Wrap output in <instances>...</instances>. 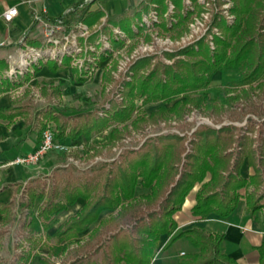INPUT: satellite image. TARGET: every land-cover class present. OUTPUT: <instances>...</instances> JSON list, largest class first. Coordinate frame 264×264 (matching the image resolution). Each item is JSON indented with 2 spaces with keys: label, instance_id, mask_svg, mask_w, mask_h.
<instances>
[{
  "label": "trees",
  "instance_id": "16d2710c",
  "mask_svg": "<svg viewBox=\"0 0 264 264\" xmlns=\"http://www.w3.org/2000/svg\"><path fill=\"white\" fill-rule=\"evenodd\" d=\"M170 1L174 8L182 9L184 6L181 0ZM220 1L215 0L214 3L220 5ZM231 1L233 5L229 10L235 15L231 24L225 18L221 20V13H215L212 26H219V33L213 32L211 26L197 42L176 53H167V57L182 55L184 58H177L171 64L158 61L147 72L141 69L148 65L151 56L132 63L129 68L133 79L124 83L126 103L111 116H96L93 110L70 116L55 113L50 108L43 111V118L55 123L56 138L67 135L74 140L80 135L101 134L109 127V142L114 145L116 140L124 137L127 128L112 126L111 122L118 124L131 119L133 112L137 113V108H140L136 105L137 99L143 106L161 103L149 113L141 111L131 120L133 127L139 130L148 121L157 123L171 117L183 119L194 110L215 123V119L224 112L247 114L259 109V100L264 95V0ZM150 2L157 4L160 14L167 9L166 0H147ZM81 11V14L86 12L83 8ZM191 12L188 9L184 13L177 12L173 15L177 17L173 25H160L166 31L184 29ZM134 13L140 20V11ZM104 14L98 10L80 17L78 21L91 26ZM126 18L125 14L111 15L107 23L128 31L131 36L137 35L143 28L138 26L135 31L130 30ZM70 23L65 21L67 26ZM207 35H211L209 41L213 42V48ZM112 42L116 44L115 40ZM47 62L51 69L58 70L56 60ZM62 63L68 64L69 57ZM6 67L5 62L0 61V70ZM73 70L78 72L77 68ZM223 70H237L238 76L226 82L214 98H208L205 90L212 75ZM87 72L81 70L79 74ZM78 79L83 78L79 76ZM8 81V78L0 79V92L10 89ZM42 92L47 94V88L42 87ZM51 93L59 94V89L53 88ZM179 96L181 98L169 104ZM22 109L23 104L13 100L10 106L0 108V118L11 121L22 113ZM251 121L248 116L249 126L227 123L216 127L201 123L189 136L185 133L149 136L139 148L126 150L113 161L91 168L88 173L80 176L67 174L62 183L61 178L53 179L46 191L43 182L33 180L23 190L27 216L23 222L25 233L20 239L29 243V248L25 250L22 242L18 243L16 247L21 251L12 264H28L33 249L39 246L37 231L28 229V218L34 213L36 198L43 196H46V201L38 208L37 215L44 231L58 221L56 215L67 205L73 204L77 198L83 200L74 215L59 224L51 235H46L47 239L58 244L69 241L63 252L73 255V258L67 264H150L161 236L171 235L176 230L175 215L196 185L195 203L191 208L193 216L205 218L215 213L227 217L242 196V190L249 186L253 189L245 192V204L249 214L255 215L263 207L264 199V120L258 123L257 130ZM102 147L91 146L95 154L90 156L100 154ZM245 161L251 170L248 178L240 174ZM139 186L148 192L137 195ZM0 212L4 224L14 220L10 203L0 206ZM103 212L108 214L100 217ZM93 223L96 224L89 229ZM5 231L0 230V236ZM85 231H88L87 239L80 243V235ZM179 237L187 238L194 248L179 257V264H237L223 253L221 235L210 234L195 226L180 231L174 238ZM70 243L76 246L70 248ZM95 253L100 254L98 260L93 256ZM41 264L55 262L43 257ZM259 264H264L263 250L259 252Z\"/></svg>",
  "mask_w": 264,
  "mask_h": 264
},
{
  "label": "rangeland",
  "instance_id": "374dc122",
  "mask_svg": "<svg viewBox=\"0 0 264 264\" xmlns=\"http://www.w3.org/2000/svg\"><path fill=\"white\" fill-rule=\"evenodd\" d=\"M146 2V8L143 3ZM215 0H196L195 3L191 0H181L182 9L174 8L170 0H166L167 9L164 13H159L157 4L155 2L147 3V0H107V3L102 0H94L83 7H79L75 14H69L70 24H65L59 31L54 33L53 39L56 41L48 40L44 34H39L36 38L31 39L25 37L24 41L17 43L21 49L14 52L13 55L0 58L7 65L6 69L0 70V79L8 78L10 89L16 88L21 83L26 82L27 69L31 64L35 63L33 53L29 51V47L36 50L47 51L51 54L49 60H56L63 62L65 58L69 57V66L77 68L79 73L81 70H88L87 76L84 81L79 82L76 79L69 81L67 71H63L57 75L55 80L49 81L48 78L43 77L35 81L34 89L30 90L27 94L20 97L19 103L24 104L27 108V117L25 122L36 131V129H43L46 126L55 127V124L50 119L43 118L40 124V113L45 109H53L56 113H62L64 116H70L81 111L93 110L96 116L107 114L111 116L120 106L126 103L125 82L133 79L130 73V66L135 61L147 56H151L148 65L141 71H149L156 62L163 64H171L177 58H184L182 55H175L167 57V53H176L183 47L197 42L200 38L204 37L207 30L212 26V18L216 13H221L222 18H225L228 24L234 20V13L230 12L233 5L231 0H221L220 5L214 3ZM85 9L86 12L81 14V10ZM186 9L191 10V14L186 19L184 29L181 27L180 33L178 30L166 31L161 26L162 23L169 27L175 23L177 17H173L177 12L184 13ZM98 10L104 11V15L91 25L85 22L78 21V19L86 14L96 13ZM140 11L141 18L137 20L134 12ZM125 14L129 22L128 28L135 31L138 26L143 28L137 35H129L128 31L121 30L118 26H112L107 23V18L111 15ZM93 16V15H92ZM175 18V19H174ZM161 23V25H160ZM213 27V26H212ZM213 32L219 33L221 31L219 26L212 28ZM211 35H207V39ZM115 40L116 44L112 41ZM32 41V42H31ZM210 46L213 48V42L209 41ZM108 52H105V51ZM55 57H52L54 56ZM6 56V55H5ZM105 57V58H104ZM6 58V59H4ZM104 58V59H103ZM41 61V60H40ZM38 61V63L40 62ZM10 69L12 71H10ZM85 75V74H84ZM238 76L237 70H223L215 72L209 86L205 92L208 98H214L217 91L224 86L228 81L236 79ZM55 84L57 85L62 95H46L38 97L35 92H39V85L42 84ZM24 88V87H23ZM27 90V88H25ZM31 93V94H29ZM29 94V95H28ZM36 94V95H35ZM39 94V93H38ZM176 97L169 104L171 105ZM160 102L150 103L148 105H141V100H136V105L140 108L138 112H133L131 119L124 123H112V126L121 128L126 126L127 133L120 140L114 142V146L108 143L105 132L101 134H94L89 139L83 140L79 144H73L75 147L70 152L63 151H49L47 155H55L57 161L54 166L47 171L40 173V181L44 183L45 190L52 183L53 179L61 178L60 183L66 179V175L80 176L83 173H88L91 168L100 166L103 162H111L118 158L119 154L130 149H137L149 136H157L160 134L176 133L183 135L184 133L189 136L195 126L204 123L210 126H220L221 124L233 123L238 126H249L247 117L252 119V124L257 130L258 123L264 120V95L259 100V109L251 110L247 114H230L224 112L222 115L215 119V123L203 115L202 112L194 110L183 119L168 118L160 120L157 123L146 122L144 127L136 129L133 127L131 120L141 111L149 113L155 109ZM167 104V105H169ZM261 127V126H260ZM264 128V126H262ZM129 132V133H128ZM105 143L109 146L103 148V152L90 156L94 150L91 146L98 148L99 143ZM39 143V142H38ZM186 143V141H185ZM70 145V144H68ZM103 145V144H102ZM72 146V145H71ZM45 154V155H46ZM44 155V156H45ZM43 156V157H44ZM42 157V158H43ZM41 158V159H42ZM13 160V159H12ZM10 164L11 161H10ZM39 164V163H38ZM36 165V164H33ZM22 186L20 187L19 194L15 200V219L7 226L6 233L0 238V264H12L19 253L20 248H16L22 235L25 233L24 227L21 224L25 218L26 210L24 208L26 199L22 194ZM146 191L144 188L137 190ZM46 200L45 197L36 200V207L42 205ZM264 199L262 200V202ZM107 213H102L106 216ZM69 208L61 212L57 218L62 222L69 217ZM30 223L35 227L40 235H44L40 221L34 214L30 219ZM96 223L90 225L91 229ZM3 227L0 226V229ZM50 230L49 232H52ZM88 236V231L81 233L80 243L85 241ZM25 250L28 249V244L22 242ZM42 248L36 249L34 257L28 264H41L39 259L41 257L49 256L56 262V264H67L72 260L73 255L69 256L64 253L59 245L54 243V240L44 241ZM69 245V243H62V245ZM72 244L71 247H75ZM70 247V248H71ZM95 259H99L100 254L93 255Z\"/></svg>",
  "mask_w": 264,
  "mask_h": 264
},
{
  "label": "crops",
  "instance_id": "0c3cea01",
  "mask_svg": "<svg viewBox=\"0 0 264 264\" xmlns=\"http://www.w3.org/2000/svg\"><path fill=\"white\" fill-rule=\"evenodd\" d=\"M102 1H105V3H107V0ZM12 5H17L18 7L17 16L10 22H5L0 19V42H4V45L0 46V58L13 55L14 52L19 51L21 49V46L17 45V43H21V41H24L25 43V37L28 36L31 39H34L39 34H43V23L41 21H35L33 19V12L35 10L38 11L42 7H45L47 10V16L45 17V19L52 20L53 18L61 15L65 10L69 8H72V14L79 9V7L77 6V1L75 0H0V12L6 7ZM67 16L68 18L66 20H69V14ZM56 65L58 66V70L51 69L48 65L47 60L40 61L37 64H30V67L27 69L28 79L25 78L26 82L21 83V85H18L16 88L0 92V108L10 106L13 100L19 102L20 97L23 96V94H27L29 90L30 92H32L34 89V85H36L35 81L39 78L43 79L44 77L45 79L46 77L49 79V81H52L55 80L57 78V75L63 71L68 72L67 75H69V81L76 79L77 81L82 82L87 76V73H75L73 68L69 66V63L64 65L63 63L57 61ZM79 76H82L83 79L79 80ZM38 87L40 91L35 92L37 94L35 95L38 97H40V95L46 96L50 94L52 96L55 95L59 97L62 95L60 88L55 84L46 85L43 83ZM42 87L47 88V94L42 92ZM25 88H27V90ZM53 88H58L59 94H52L51 92ZM22 110V113L16 115L11 121L0 118V206L10 203V210L11 214L14 216V219L15 200L19 194L20 187L22 186V189L24 190V187L28 183L32 182L33 180H40V173L47 171L49 168L57 164V161H59L56 159L55 155L46 154L37 165H23L13 163L10 164V161H12V159L14 160L18 156H22L32 152L40 140L39 129H36L35 131L25 122L28 113L27 108L24 106V104ZM42 112L43 111L38 113V115L40 114V124L41 120L43 119ZM53 130L56 133V127H54ZM109 131V127L103 130V132L107 133L106 138L108 143H110L108 138ZM90 137L91 136L80 135L78 138L71 140L67 135H64L63 137H60L58 139L66 144L73 145L79 144L80 142H83V140L89 139ZM98 144V147L103 146L101 148L102 152L103 148L109 146L105 143H102V145L100 144V142ZM240 174L244 178H248V176L251 174V170L248 167L246 161L241 166ZM138 188L143 189L140 186L137 187V195L148 192V189L145 188L144 189L146 191L137 192ZM197 189L198 185H196L186 196L181 209L175 215V220L178 224L176 230L171 235L161 236L156 254L150 264H179V257L185 253L193 251L194 248L187 238L174 237L180 231L190 229L195 226L204 229L210 234L221 235V248L223 253L230 256L233 260H235L237 264H259V252L260 250L264 251V201L263 207L255 215L249 214L246 208L244 194L246 191H251L253 187L249 186L246 190H242V196L237 201L234 210L227 217H220L215 213H210L205 218H198L191 214V208L195 203V194ZM23 190L22 194L26 199V195L23 193ZM43 197L46 198V196ZM37 199L40 198H36V200ZM36 200L33 207V215L36 214L37 218L39 219L44 235L42 237V235L38 233L37 229L31 225L29 219L33 215L30 216L28 218V229L34 228L37 231L36 237L40 239L39 246L34 248L32 251L31 259L34 257L36 249L42 248L45 245L44 241L53 240L47 239L46 235H51L58 227V225L67 219L66 218L62 222H59V219L57 218L58 221L50 229L44 231L41 220L37 215L38 208L44 203L36 207ZM82 203L83 200L81 198H77L73 204L67 205L66 209L62 210L61 212L69 208V213H71V215H69L70 217L77 212ZM24 208L26 210V214L23 222L26 220L27 216L26 203ZM61 212H59L56 217ZM103 213L108 214V212ZM2 216L3 214L0 212V226L3 227L2 229H5L7 231V226L14 220L10 223L4 224L2 222ZM23 222L21 224V227L23 226ZM50 230L53 231L49 232ZM6 231L0 236V238L6 233ZM64 242L69 243V241H62L60 244H58L54 241V243L56 245H59L62 250L63 247L69 246L67 244L62 245V243ZM27 244L29 245V243ZM71 245L72 243H70V247ZM41 258L39 259L40 263ZM49 258L51 259V257Z\"/></svg>",
  "mask_w": 264,
  "mask_h": 264
},
{
  "label": "built area",
  "instance_id": "2783aa9c",
  "mask_svg": "<svg viewBox=\"0 0 264 264\" xmlns=\"http://www.w3.org/2000/svg\"><path fill=\"white\" fill-rule=\"evenodd\" d=\"M77 1L78 7H83L88 3H91L94 0H75ZM72 11V8H69L65 10L61 15L53 18L52 20L45 19L47 16V10L45 7H42L38 11L33 12V19L35 21H41L43 23V34L48 40H52L54 33L59 31L60 28L63 26V23L66 19V16L70 14ZM18 14V7L17 5H12L6 7L4 10L0 12V19H2L5 22H10L13 20ZM56 41V40H52ZM4 42H0V46H3ZM29 51L33 53V58L35 60V63H38V61H46L51 58V54H49L47 51H41L36 50L32 47H29ZM52 57H55L52 56ZM31 64L30 62L28 63ZM10 71H12L10 69ZM75 147L74 145H68L62 141H60L55 136L54 130L46 126L41 130L40 133V140L35 149L25 155L18 156L14 160L11 161L13 164H23V165H32V164H38L41 160V158L49 151H63V152H70L72 148Z\"/></svg>",
  "mask_w": 264,
  "mask_h": 264
},
{
  "label": "water",
  "instance_id": "95a60500",
  "mask_svg": "<svg viewBox=\"0 0 264 264\" xmlns=\"http://www.w3.org/2000/svg\"><path fill=\"white\" fill-rule=\"evenodd\" d=\"M219 127V126H218Z\"/></svg>",
  "mask_w": 264,
  "mask_h": 264
}]
</instances>
